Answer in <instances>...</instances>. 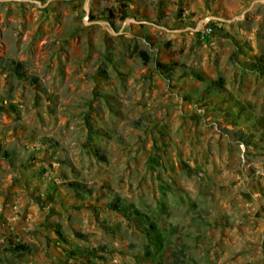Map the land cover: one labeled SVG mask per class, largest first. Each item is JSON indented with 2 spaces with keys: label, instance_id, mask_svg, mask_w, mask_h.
<instances>
[{
  "label": "rangeland",
  "instance_id": "374dc122",
  "mask_svg": "<svg viewBox=\"0 0 264 264\" xmlns=\"http://www.w3.org/2000/svg\"><path fill=\"white\" fill-rule=\"evenodd\" d=\"M0 57V264H264V0H0Z\"/></svg>",
  "mask_w": 264,
  "mask_h": 264
},
{
  "label": "trees",
  "instance_id": "16d2710c",
  "mask_svg": "<svg viewBox=\"0 0 264 264\" xmlns=\"http://www.w3.org/2000/svg\"><path fill=\"white\" fill-rule=\"evenodd\" d=\"M140 55L141 57L145 60L147 58L146 54L144 52H140ZM0 61H1V65L4 66V65H10V67L12 68V72L15 76H17L18 78H31V77H26L23 73V68H22V65L21 63L19 62H13V61H10L9 59H6V58H3V57H0ZM162 66L164 68L168 67L167 64H162ZM256 71H261V70H264V62H260L258 63V66L256 67L255 69ZM73 184V187H77L76 186V183H71ZM14 248L16 249H19L21 251H24L27 249V247L25 245H16Z\"/></svg>",
  "mask_w": 264,
  "mask_h": 264
}]
</instances>
